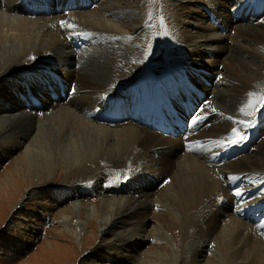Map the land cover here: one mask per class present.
I'll use <instances>...</instances> for the list:
<instances>
[{
  "label": "bare ground",
  "instance_id": "1",
  "mask_svg": "<svg viewBox=\"0 0 264 264\" xmlns=\"http://www.w3.org/2000/svg\"><path fill=\"white\" fill-rule=\"evenodd\" d=\"M174 1L172 6L181 13L167 19L168 11L163 14L167 35L161 37L164 43L161 41L160 45L168 52L174 51L172 63L159 69L150 68L140 76L137 75L148 60L146 45L150 36L142 29L145 10L144 14L142 11L149 0H102L89 13H78L79 9L69 18L61 10L63 14L53 20L42 17L57 15L53 0H27L25 8L13 5L18 3L16 0H5L4 7L3 0L0 2V160L15 154L16 173L30 175L36 188L29 204L33 207L27 210L32 215L25 214L22 223L15 225L19 233L23 228L36 233L32 223L35 217L41 219V214L35 215V207L45 213L55 212L65 230L72 227L77 243L87 225L77 217L83 214L99 217L97 237L111 235L114 240L103 246L105 250L101 251L102 246L93 248L88 255L96 258L93 264H133L140 259L139 249L147 239L145 228L150 220L147 215L159 204L164 210L157 219L162 227L168 229L170 219L176 215L181 219L179 223L195 231L197 245L202 249L187 264H200V254L207 252L212 240L225 250L233 245L234 251L245 253L246 249L253 258L264 256V113L259 114L261 121L257 128H253L254 122L251 127L245 124L249 138L246 149L236 151V143L230 142L237 138L233 136V128L254 117L244 114L249 101L247 94L264 91L259 89L264 86L261 52H264V25L256 23L255 11H248L244 23L233 19V24L225 25L217 20L225 33L234 30L237 37L249 44L230 46L211 24L201 21L202 10L213 12L209 2L203 5L201 0ZM9 27L16 33H9ZM5 28L8 34H4ZM64 37L69 41L64 42ZM181 42L194 43L191 56L205 58L207 49H211L219 52V60L208 64L190 61L182 55ZM222 55H226L224 60ZM154 71L160 75L153 74ZM185 76L189 82L184 80ZM190 87L194 88L189 90ZM34 110L42 117L38 113L33 115ZM165 111L164 123L177 124L159 123ZM198 120L209 123L196 134L202 142L188 147L196 156L187 150L188 141L174 138ZM101 161L109 165L104 172L103 168L101 171L97 168ZM60 163L77 165L79 174L85 173L86 179L89 176L92 190L99 196L98 206L87 202L92 193L89 188L82 189V185L66 193L51 189L50 185L43 186L48 173L51 176V169ZM105 172L120 178L127 175L126 185L132 181L140 185L119 186L114 191L126 192L128 196L99 193V180ZM221 174L229 176L227 186L220 181L223 176L218 179ZM164 180L168 181L158 190V184ZM73 199L74 204L61 208ZM244 221L250 222L251 229L253 226L262 229L263 237L256 239L249 234L250 227ZM88 223L92 225L90 220ZM195 243H189L185 251H194ZM61 253L64 260H70L67 251ZM181 262L177 258L174 264Z\"/></svg>",
  "mask_w": 264,
  "mask_h": 264
},
{
  "label": "rangeland",
  "instance_id": "2",
  "mask_svg": "<svg viewBox=\"0 0 264 264\" xmlns=\"http://www.w3.org/2000/svg\"><path fill=\"white\" fill-rule=\"evenodd\" d=\"M4 1L5 0H3V3H1L2 7H4V5H6V2L4 3ZM19 1H20V3H19ZM56 1H58V2H56ZM201 1L203 2V5H206L209 2L212 5V11H213V12H209L203 6L206 11H203V10L201 11V14L203 15V18L202 19L200 18L201 21L204 24H211L210 26L213 27L214 31L219 35H223L226 39V42L230 46L233 44L239 45L242 43H244L245 45H249V44H247L246 42H243V40H244L243 38L237 37L234 30H229V31L227 30L228 32L225 33L226 30L222 29L221 24H219L217 22V20H221L222 23L225 25L233 24L234 23L233 19L235 21H239L240 23H244L246 21L245 15L248 13V11L250 13L251 12L254 13V11H255L254 14H256V12L258 13V14H256L258 16V20H257L258 22L256 21V23H258L259 25L260 24L264 25V18H263V16H264V13H263L264 12V1L263 0H245V1L244 0L243 1H241V0H201ZM16 2H18V3H14L13 5L22 6L23 8H25L27 6L26 4L28 3L27 0H16ZM100 2H102V0H97V1L96 0H63V1L62 0H55L54 1L53 0V4L55 7L54 13L57 15H55V16L54 15H48V16H42V17H46L47 19H49L51 17L50 20H53L52 18L55 19V17L61 16V14H63L62 11H64V13H65L64 15H66L70 18V15L74 16V14L77 13V11L79 9H81V11L79 10L78 13L86 14V13H89L91 10L92 11L95 10L96 9L95 7H97V5ZM249 2H251V3L249 4ZM172 3H175V1L174 0H149V2L145 3V5L143 7L142 14H144V10H145V14H144L145 16H144V19L142 22V24L144 26L142 29L145 30L147 32V34L150 36V41L146 45L147 51H148V54H146V55H148V60L145 63V65L143 66L142 71L140 73H138L137 76L143 75L150 68L159 69V68L166 67V65H168V63H172L171 56H172V53L174 51L168 52L165 50V48H163V47L160 48V45L163 42L161 37L163 35H167L166 34L167 25L164 22L163 14L165 13V11H168V15L165 17L167 19L172 14H174V16L177 17V15L181 13V11H179V10L177 11L176 7L172 6ZM177 7H180V6H177ZM199 8L202 9V6L199 5ZM253 8H254V10H252ZM1 11L5 12V9L1 8ZM222 11H223V13H222ZM15 14H17V13H15ZM175 14H177V15H175ZM261 14H263V15H261ZM6 15H9V14H6ZM17 15L22 16L20 14H17ZM232 15L234 16V18L232 17ZM10 17H14V15L13 16L11 15ZM178 17H179V15H178ZM64 21H67V19H64ZM52 22H54V21H52ZM41 24H43L42 21H41ZM4 30H5L4 34H8V29L5 28ZM9 30H10L9 33H16L15 30H11V27H9ZM133 35H134V37L137 36V34H133ZM232 37H233V39L235 37L237 39L235 38L234 40H232L231 39ZM63 41L68 42L69 40H68V38L64 37ZM179 44L182 48L181 49L182 55L183 54L186 55L190 59V61H194L197 63L206 62L208 64V63H211L212 61H213L212 63H217V60H219V58H217V54L219 52H217V51H212L211 49H207V48H200V49L209 50V53L205 55V58H203V57L201 58L200 55L199 56L189 55V53H191L190 49L194 48L193 47L194 43L193 44L192 43L185 44L184 42L183 43L181 42ZM88 47L90 48L91 46H88ZM259 47L255 48V49L258 50ZM200 49H198L199 53H200ZM261 52L264 53L263 51H261ZM246 56L247 55H244L245 58H246ZM225 57H226V55L222 57V60H224ZM190 61H189V63L191 64ZM222 67L223 66H220V68H222ZM253 69H255V67H253ZM125 72H126V70H125ZM153 74L160 75V72L154 71ZM220 75L217 78V82L222 77V75L221 76ZM184 80L186 82L190 81L188 76L187 77L185 76ZM192 88H194V87H190L188 89L190 90ZM263 88H264V86H262V87L260 86L259 89H263ZM254 89H256V87H254ZM185 91H187V90H185ZM252 92L255 95L248 96V94L252 93ZM252 92H249L247 94V96H248L247 98H249L247 105L252 101L258 100L261 93L264 94L263 90H261V92L260 91H252ZM245 109H246L245 112H247L248 107H245ZM28 112H30V111H28ZM166 112L167 111L162 113L161 120L159 123H161L163 126H164V124L166 126L168 124H177V122H172V121H169V123H164V120L167 119ZM35 113H38V112H36L34 110L33 115H35ZM261 113H264V107H259L258 111L252 112L254 117L249 122L251 124L254 122L253 123L254 129L256 127H258V124L261 121L259 119V114H261ZM39 114H40V112L37 114L38 117H42V114L41 115H39ZM253 119H256V120L254 121ZM205 123L208 124L209 122L206 120H198L194 125H192V127H190V129L186 130L187 132L186 131L180 132L179 135L176 136L174 139H176V140L178 139L180 142H182L184 140L188 141V143H187L188 146H186L187 150H189L188 147L193 148L194 143L198 144V142H202V140H199L200 138L198 139V137H200V136L196 137V134L202 132L203 127L208 126ZM245 124H242V123L237 124V125L235 124L237 126V131L243 135V139L241 140V142L236 143V145H235L236 151H243L244 150L243 148L246 149L248 144H249L248 143L249 138H248L247 132L245 130V128H246ZM168 126H170V125H168ZM167 133H168V131L165 132V134H167ZM233 136L239 138L235 133H233ZM237 138H235V139H237ZM254 144L255 143L251 144L252 147H254L253 146ZM22 150H23V148L20 151H22ZM189 151L192 154L197 156V154L195 152H193L194 150H189ZM14 156H15V154L11 155V156H4L0 160V195H1L0 196V264H93L96 261L95 260L96 258L94 256H91V258H90V256H88L89 253L93 250V248L97 249L98 247L102 246V249H101V251H102L104 249L105 245H107V243L114 240V237L111 235L104 236L105 238L104 237L101 238L100 235L97 237V230H99V228H100V223L97 221V220H99L98 219L99 217L98 218H92V217L89 218V217H87V214L86 215L83 214V215L77 217V219L85 220L87 223V225L85 224V226H84L85 227L83 229L84 231L80 232L81 236L84 238V239L82 238L84 241H82V239L80 238L81 241L79 243H77L75 241V239H73V237H76V235H75L74 230H72V227L66 228V230H65L63 228V226L59 223V221H60L59 217L57 216V214H55V212H46L45 213V212H42L41 209H38L37 207L34 206L37 210L35 215H37V214L39 215V213H40L41 214L40 218L41 219L44 218V220L38 219L36 217L34 218V223H32V224L36 228V233H34V232L30 233L27 231L28 229L25 230L24 228H23L22 232L19 233V231H20V230H18L19 227L15 226V225H19L18 223H22L21 221H23L25 214L28 213L29 215H32L31 210H29L30 212H27V210L31 209L33 207V206L30 207L29 204L31 203V199H33L34 193H36V191H34V190H36V188H34V185L31 184V182H34V181L30 175L25 173V174H22L20 176L19 173H16V171H15L16 165H14V160H13ZM104 162L105 161H103V162L101 161L99 163L100 166L98 165L99 167H97L98 169H100V171L103 168L102 172H104V170H106L109 167L108 163H106V162L104 163ZM210 162H211V159H210ZM89 165L90 164H88V166ZM71 166L72 165H65L62 163H60V165L59 164L54 165V167H53L54 169L53 168L51 169L52 175L50 176V174L48 173L49 178H46L48 180L45 179L46 181H44V180H43L44 182L42 181L43 186L50 185L51 189L66 193V192H69L70 190L74 189L75 187L82 185V189L85 190V189L89 188L88 191L90 193H92L91 195L87 196V198H86L87 202H89L91 205L95 204V206H98L99 205V203H98L99 202V196L96 194V192H94L92 190L93 182H91V180L89 179V176L86 179L85 173L79 174L78 170L76 169V168H78L77 165H75L74 167H71ZM67 167L70 170H68ZM94 167L95 166H93V168ZM66 169L68 170V172H66L67 171ZM76 171L78 172V174ZM127 171H128V169H127ZM68 173H69V175H68ZM62 174H63V176H62ZM81 174L83 176V179L80 178ZM84 174H85V177H84ZM14 175H16V176L14 177ZM108 175L106 174V172L104 174H102L103 177L101 176V180H99L100 181V188H101L100 190H98L99 193L103 192V193L110 194V195L112 193V195H115V196H119V195L120 196H123V195L128 196V193H126V192H124L125 194L124 193H115V192H117L119 186L122 187V186L126 185L127 181L125 182L126 178H124V176L126 177L127 175H120L121 178L119 177V175H118V177L116 175H114V176L113 175L108 176ZM52 176H53V178H52ZM75 176H77V177H75ZM122 176H123V178H122ZM219 176L220 177H218V179H220L221 176L224 177L225 175L221 174ZM223 177L220 179V181H222L227 186V184L230 181L228 178L229 176L224 177V178ZM18 178H19V180H18ZM69 178L72 179V181L68 180ZM80 179H81V181H79ZM88 179L90 180V182L88 181ZM112 179L113 180L117 179L119 181V183H121V182H123V183L119 184L118 181H112ZM75 180L77 182L79 181L81 183L77 184V182ZM93 181L95 182V180H93ZM111 181H112V183H111ZM167 181L168 180H166V182H165V180L161 181V183L158 184L157 189L159 190V189L164 188V185L167 183ZM72 182H73V184H72ZM107 182H109L110 184ZM114 182L116 184L118 183L117 184L118 186ZM136 182L137 181H132L131 182L132 184H130V185L127 184L126 186L138 187L140 184L136 183ZM16 183H17V185H16ZM84 184L86 185V187ZM69 185H70V187H69ZM61 186H64V187H61ZM104 186H105V188H104ZM112 186H114L113 187L114 189L112 188ZM65 187H66V189H65ZM16 188H17V190H16ZM30 188H33V189L30 190ZM62 188H63V190H61ZM88 191L86 190V192H88ZM132 191L134 192L135 189L134 190L132 189ZM2 197H3V199H1ZM13 197H14V199H13ZM152 199H153V197H152ZM154 199H157V198L155 197ZM73 201H75V200L74 199L68 200L67 203H64L61 206V208H65V206H70L71 204H74ZM20 203H21V205H20ZM242 203H245V201H243ZM245 207H247V206H245ZM163 211H164L163 208H161L158 204L153 208L152 214L147 215V217L150 218V220H148L149 222L147 223L146 228H145V230H146L145 233L147 235V239H146L145 244L139 249L138 255H140V259H137L136 261H134L133 264H174V262L177 261V258L182 259V262H181L182 264H187V263H189V261L191 262V260L196 259V256L198 255L197 253L202 249V248H199V245H197L198 240H197L196 234H194L195 231L191 232V230L189 228L187 229V226H185L183 223H179V222H181L180 217H178V219H177L176 215H175L173 217L174 219L173 218L170 219V227L173 229H171L170 227L168 229H167V227H162V225L158 222L157 219H158L159 214H162ZM171 213H177V215L179 214L178 212H174V211H172ZM89 220L91 221L92 225H88ZM75 221L76 220H74V223H75ZM92 221H93V223H92ZM244 222L250 227V228H248L249 229L248 232L254 238L258 239L260 237H263L261 235V234H263L262 229L258 230V228H256L255 226H253L251 229V225L249 224L250 222L249 221H244ZM224 223H222L221 226H223ZM90 226H92V227H90ZM181 226H183L182 227L183 229L181 228ZM63 230L66 231L67 234H63L61 232ZM157 230L160 232H158ZM192 230H194V229L192 228ZM173 231H175V232H173ZM183 231H184V233H183ZM84 232H85V235L83 236L82 234ZM157 232H158V234H157ZM60 233H62V237H59L61 235ZM191 234H192V236H191ZM157 235H158V237H157ZM185 236H186V238H183ZM59 238H61V239H59ZM100 238L103 240H101ZM191 239H193V240H191ZM191 241H192V243H191ZM30 242H32V244ZM194 242H196L195 244L197 245L194 247V251L192 249H191V251L190 250L185 251V250H187L188 246H190L189 243L193 244ZM209 245H208V247H206V249H208V250H206L207 252H205L203 254L204 256L202 254H200V256H201L200 264H208V263L209 264H264V256L263 255L262 256L257 255L255 258H253L250 256L249 251H248L249 253L246 252V249L244 251L247 254H245L244 252H238L236 250L234 251L235 247H233V245L229 246L228 249L225 250L224 248H219L216 241L214 242L213 240H212V242L211 241L209 242ZM217 247H218V249H217ZM165 249H166V251H165ZM169 250H170V252H169ZM197 250H198V252H197ZM227 250H229V251H227ZM65 251H67L69 253L68 256L70 257V260H68V261L66 259L64 260V258L61 256L62 255L61 252H63V254H66ZM216 251H217V253H216ZM226 251H227V254H226ZM230 251H232L231 252L232 256H233V253L235 256H233V257L230 256V254H231ZM183 252H185L186 254L184 255ZM189 252H191V253H189ZM223 252H224L225 256H223ZM143 253H145V254L143 255ZM242 253H244V255H240ZM99 254H101V253H97V256H99ZM148 254L150 255L149 257L147 256ZM217 254H219L220 256H218ZM101 255H104V253ZM246 255H247V257H246ZM228 256H230L231 258ZM61 257H62V259H61ZM65 257H67V256H65ZM30 261H32V262H30ZM43 261H45V262H43ZM107 262H104V263H107Z\"/></svg>",
  "mask_w": 264,
  "mask_h": 264
},
{
  "label": "snow or ice",
  "instance_id": "3",
  "mask_svg": "<svg viewBox=\"0 0 264 264\" xmlns=\"http://www.w3.org/2000/svg\"><path fill=\"white\" fill-rule=\"evenodd\" d=\"M61 23L63 24L64 22H61ZM248 95L249 96H253L255 94L254 93H249ZM247 107H248V111L247 112H244V110L241 109V111L244 112L245 115H251L253 111H258L259 107H264V94H261L259 96L258 100L250 102L247 105ZM229 119H232V118L229 117ZM240 123H242V124L246 123V126H248V127L252 126L250 122L241 121ZM232 132L235 133L239 138L235 139V140H231L230 142L231 143H239L243 139V135L241 133H239L237 131V129H235V128H233ZM238 195H239V193H238Z\"/></svg>",
  "mask_w": 264,
  "mask_h": 264
}]
</instances>
